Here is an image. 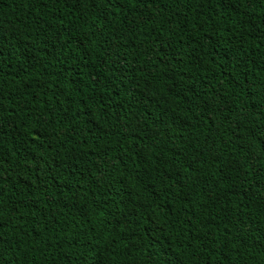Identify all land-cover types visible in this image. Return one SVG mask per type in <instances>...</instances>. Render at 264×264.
Wrapping results in <instances>:
<instances>
[{
  "label": "trees",
  "instance_id": "1",
  "mask_svg": "<svg viewBox=\"0 0 264 264\" xmlns=\"http://www.w3.org/2000/svg\"><path fill=\"white\" fill-rule=\"evenodd\" d=\"M0 264H264V0H0Z\"/></svg>",
  "mask_w": 264,
  "mask_h": 264
}]
</instances>
